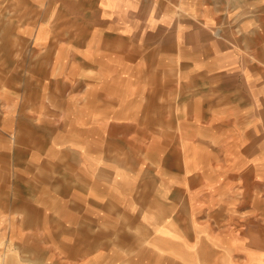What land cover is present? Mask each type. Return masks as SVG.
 <instances>
[{"label": "crops", "instance_id": "0c3cea01", "mask_svg": "<svg viewBox=\"0 0 264 264\" xmlns=\"http://www.w3.org/2000/svg\"><path fill=\"white\" fill-rule=\"evenodd\" d=\"M66 1L85 19L70 21L64 39V1H35L37 53L27 58L39 92L69 95L67 121L59 108L48 116L42 97L27 115L12 93L3 102L9 131L38 140L6 156L14 179L0 184V264H37L28 255L49 264H264V0ZM176 79H184V125L229 135L186 136L184 212L171 194L156 201L141 191L149 165L133 160L140 152L93 148L148 143L141 158L150 163L155 138L137 132L159 124L155 94H173ZM5 87L13 90L9 76Z\"/></svg>", "mask_w": 264, "mask_h": 264}, {"label": "rangeland", "instance_id": "374dc122", "mask_svg": "<svg viewBox=\"0 0 264 264\" xmlns=\"http://www.w3.org/2000/svg\"><path fill=\"white\" fill-rule=\"evenodd\" d=\"M35 1L37 0H0V184L3 182H8L14 179V173L11 170V159H6V156H10L12 151V146L15 145L17 148L23 149L26 147L33 148L35 147L38 138L29 140L30 135L26 133V129L23 128L20 131L12 132L9 131L7 126L4 125L3 118L4 115V105L3 102L5 98L16 101V106L21 107L20 114L27 115V108H36V104L40 101L42 97L44 101L45 112L49 115H52L53 107L59 108L62 113V123L67 121L66 113H63L65 107H69L68 94L61 91V94L52 93L47 86L44 88V93L39 92L38 85H41L42 81L36 77L33 73L35 62L28 61V55H36L37 50L32 46V41L35 35L37 34V25L36 24V12ZM40 2L44 0H39ZM64 3L61 6V25L60 29L61 37L64 39H69L70 36V26L69 22L80 20L81 22L85 19L84 14H71L69 10V2L63 0ZM92 1V0H91ZM133 8V7H132ZM55 18L57 20L58 14H52L50 20ZM83 18V19H82ZM8 23L9 25H5ZM12 24V25H10ZM52 25H48V29L45 31V35L41 36L42 40L45 42L48 38L52 36L51 29ZM74 29V28H73ZM40 32V30H39ZM44 33V32H43ZM41 33V35L43 34ZM74 36H77L74 35ZM81 39V37H77ZM46 54L52 53V50L46 49L44 52ZM35 59V58H34ZM28 70V72H26ZM11 77L13 82V90L11 91L8 87H5V77ZM94 77L92 74H87V78ZM184 79H176L173 84V94H155L156 103L161 106L158 108L156 106V121L159 123L156 127L149 125L140 126L137 134L141 136L142 139L149 138L150 135L155 138L151 142V148L153 149L154 158L151 159V162L148 163L147 159H142L143 146H146L148 143H138L139 147L132 142L116 143V142H107V141H98L99 144L93 143V148L101 147V145H113V146H124L127 151L141 154V157L133 159L136 161L143 160L141 166H147L146 173L142 172L140 175L142 178V184L144 189L141 188V191L148 192L152 195V198L163 199L164 197H169L172 195L174 204L179 203L180 206H174V210H179L184 212V149L186 145V136L195 138L197 135V130L203 132V129H207L210 134L208 138H212V135H216L217 139L219 137L229 139L228 133L216 132L212 126H189L184 125V116H186V111H184V90L182 89ZM17 90V92H15ZM8 92L12 93L14 96L9 95ZM154 96V95H151ZM2 102V103H1ZM153 103L151 102V105ZM146 107L150 105L147 101L145 103ZM152 107V106H150ZM16 114V113H15ZM153 121L152 117L149 119ZM83 121L86 120V117L83 118ZM143 122H148V118ZM163 122L171 123L170 125H163ZM52 129V127H50ZM62 130H69V127L66 125L61 126ZM79 127H72L74 130ZM91 128V127H83ZM154 128H157V132H153ZM85 130V129H84ZM94 135L99 136L100 132L93 129ZM105 133H108L107 131ZM205 134V133H204ZM84 137L85 131L80 134L78 131L76 134ZM51 137V132L47 135V138ZM28 139V140H27ZM212 142L210 143V145ZM82 150H84L83 144L79 145ZM135 149V150H133ZM127 160V159H126ZM245 160L243 157H238L237 161ZM8 161V162H7ZM73 164H74V160ZM19 170V169H18ZM217 171V170H216ZM79 179L83 178L81 174H75ZM126 180L128 177L127 174L124 175ZM136 177V176H135ZM240 177V176H238ZM155 178V182L153 179ZM214 181L218 180V177L213 178ZM152 181L154 183H152ZM85 183L80 182L76 183L75 187H78V191H84ZM238 193L244 192L237 190ZM209 192V191H208ZM207 192V193H208ZM125 193H128L125 190ZM132 193V192H131ZM243 194V193H242ZM143 196V193L141 192ZM209 196V195H208ZM202 197V195H201ZM182 199V201H179ZM238 199L243 200V196H238ZM82 202L83 199L78 198V203ZM83 209V205H79ZM156 208H163L162 206H155ZM143 208V207H142ZM148 211V208L146 209ZM48 224V223H46ZM83 226V224H82ZM19 240V238H17ZM66 241H69L68 238H65ZM16 241V240H15ZM28 258H34V262L37 264H49L52 263L50 260L45 257H37L36 255H28ZM62 258L65 259L62 255ZM44 260V261H41ZM66 260V259H65ZM69 261V260H66Z\"/></svg>", "mask_w": 264, "mask_h": 264}]
</instances>
